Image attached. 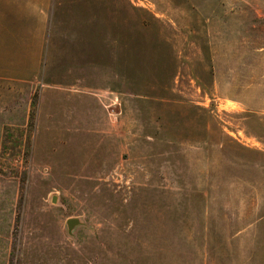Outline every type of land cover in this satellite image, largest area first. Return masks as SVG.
<instances>
[{"label": "rangeland", "instance_id": "1", "mask_svg": "<svg viewBox=\"0 0 264 264\" xmlns=\"http://www.w3.org/2000/svg\"><path fill=\"white\" fill-rule=\"evenodd\" d=\"M63 16L53 67L101 111L39 119L41 80L0 77V264H264V0Z\"/></svg>", "mask_w": 264, "mask_h": 264}, {"label": "crops", "instance_id": "2", "mask_svg": "<svg viewBox=\"0 0 264 264\" xmlns=\"http://www.w3.org/2000/svg\"><path fill=\"white\" fill-rule=\"evenodd\" d=\"M101 4L102 0H0V77L23 82L41 80L39 119L43 114L50 121L63 122L98 118V94L63 85L59 77L65 74L68 78L71 70L63 65H57V69L53 66L67 49L55 52V42L68 43L74 58L80 51L77 33L61 36L58 25L62 21V25L81 23H70L61 16L71 11L81 14L83 10L100 9Z\"/></svg>", "mask_w": 264, "mask_h": 264}, {"label": "water", "instance_id": "3", "mask_svg": "<svg viewBox=\"0 0 264 264\" xmlns=\"http://www.w3.org/2000/svg\"><path fill=\"white\" fill-rule=\"evenodd\" d=\"M68 224H69V227H72V226H74L75 224H77V220H75V219H69V220H68Z\"/></svg>", "mask_w": 264, "mask_h": 264}]
</instances>
